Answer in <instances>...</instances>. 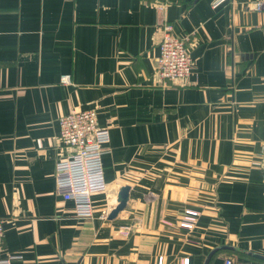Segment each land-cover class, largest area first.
<instances>
[{
	"label": "crops",
	"instance_id": "crops-1",
	"mask_svg": "<svg viewBox=\"0 0 264 264\" xmlns=\"http://www.w3.org/2000/svg\"><path fill=\"white\" fill-rule=\"evenodd\" d=\"M211 1L0 0V258L205 264L219 247L207 264H264V11ZM163 23L187 37L182 84L154 75ZM87 108L109 125L106 189L79 218L55 188V136Z\"/></svg>",
	"mask_w": 264,
	"mask_h": 264
},
{
	"label": "built area",
	"instance_id": "built-area-1",
	"mask_svg": "<svg viewBox=\"0 0 264 264\" xmlns=\"http://www.w3.org/2000/svg\"><path fill=\"white\" fill-rule=\"evenodd\" d=\"M224 0H212L217 8ZM250 8L264 11V0H253ZM191 57L187 50V37L172 33L170 23L161 24L159 55L155 60L154 75L160 83H184L190 74ZM64 79V78H63ZM59 132L55 136L60 148L54 164L56 191L64 200L73 203L74 213L79 218H89L93 213L91 195L106 189L102 154L109 140L107 126L99 125L95 108L72 110L58 119ZM264 181V162L260 163ZM198 212L185 210L177 224L191 230L195 226ZM3 238L0 219V248ZM0 264H12L11 256L0 258ZM158 264H161L159 260ZM222 264H233L229 257Z\"/></svg>",
	"mask_w": 264,
	"mask_h": 264
},
{
	"label": "water",
	"instance_id": "water-1",
	"mask_svg": "<svg viewBox=\"0 0 264 264\" xmlns=\"http://www.w3.org/2000/svg\"><path fill=\"white\" fill-rule=\"evenodd\" d=\"M129 189L130 188L128 185H123L119 188L118 193H117V198H116L117 200L116 205L110 210V212L107 215L109 219L114 218L118 214V212L121 211L125 207L128 201V198H129ZM218 249L219 247L215 248L213 251L210 252L205 264H207V261L210 258V255Z\"/></svg>",
	"mask_w": 264,
	"mask_h": 264
}]
</instances>
